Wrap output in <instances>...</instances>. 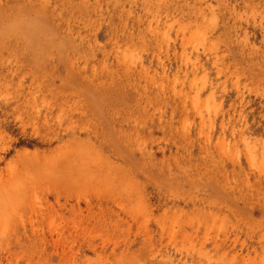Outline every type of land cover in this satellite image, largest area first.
I'll return each instance as SVG.
<instances>
[{
    "label": "rangeland",
    "instance_id": "obj_1",
    "mask_svg": "<svg viewBox=\"0 0 264 264\" xmlns=\"http://www.w3.org/2000/svg\"><path fill=\"white\" fill-rule=\"evenodd\" d=\"M0 264H264V0H0Z\"/></svg>",
    "mask_w": 264,
    "mask_h": 264
}]
</instances>
